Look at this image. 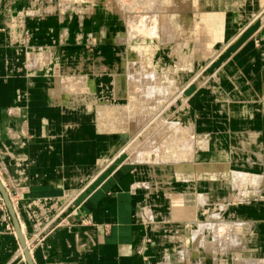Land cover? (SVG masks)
Instances as JSON below:
<instances>
[{
    "label": "crops",
    "instance_id": "crops-1",
    "mask_svg": "<svg viewBox=\"0 0 264 264\" xmlns=\"http://www.w3.org/2000/svg\"><path fill=\"white\" fill-rule=\"evenodd\" d=\"M30 1L0 0V179L34 263L264 261V0L202 7V42L181 48L194 54L192 68L189 61L186 68L178 65L176 40L157 37L153 44L152 64L175 76L173 119L191 129L180 137L207 140L194 161L175 164L128 159L122 150L127 114V121L113 123L106 112L108 104L127 101L117 80L127 74L129 50L113 43L95 47L108 70L94 76L95 62L84 60L91 52L80 46L88 38L81 18L65 24L56 16H32L25 13ZM133 67L148 68L138 58ZM66 72L72 79L59 78ZM235 171L260 181L240 194L231 180ZM211 208L233 217H220V232L241 242L232 237L227 249L206 228L205 244L194 245L204 223L194 219ZM163 229L180 234L164 237ZM0 264H28L1 192Z\"/></svg>",
    "mask_w": 264,
    "mask_h": 264
},
{
    "label": "rangeland",
    "instance_id": "rangeland-1",
    "mask_svg": "<svg viewBox=\"0 0 264 264\" xmlns=\"http://www.w3.org/2000/svg\"><path fill=\"white\" fill-rule=\"evenodd\" d=\"M32 1L33 2L30 1L31 3H28V6H26L25 8V13L28 12V14H31L32 16H39V17L56 16L57 18L60 17L64 19L65 24H66L67 19L78 18V17L81 18L82 24H80V28L84 31L83 33H86L88 38L87 39L81 38L80 46L91 52L90 53L91 56L84 60L85 61L92 60L95 62L91 64L92 66L91 73L94 76H101L104 70H108V69H104V67L102 66L103 59L100 58L101 54L100 53L97 55L93 54L95 47L102 49L104 48L106 43L107 44L113 43L114 45H117L119 49L122 46V47H125L126 50H129V57L130 59H132L130 61L131 63L130 66L128 65L129 72H127L128 75H131V82L128 88L129 92L125 89L126 74L125 76L124 75L122 76L123 83L120 78L117 80V83L120 87L118 88L120 90H123V94L127 96V101L124 100L125 103L116 104V105L108 104L109 107L106 109V112L108 116L110 117V119L113 120V123H116L117 121H122V119H124V117L126 116V114H128L129 111H132L133 115L135 114V116L132 118L133 119L135 118V121L137 120L136 121L138 125L136 128L137 130L135 133L128 135L129 139L128 141L125 142V146L122 149L128 152L129 154L128 159H131V156L134 157L136 155V154L134 155V153H135V150L136 152H138L137 150L138 148H141L139 149V151L141 150L140 152H144L146 150H149V148L151 147L149 152L152 151L151 153H153L154 155L149 154L147 155L148 158L145 157V158L139 159L142 161L138 163H145V162L174 163V160H172V157L174 155L171 156V154H169V151H174V148H176L173 142L174 136H172L171 138V135H170L172 131H170V133L169 132L166 133L165 135L163 134L164 136H162V132L160 131L164 128L165 125L168 126L169 123L172 124V122H176V121L179 122L180 125L183 127L181 131H183L184 129V132H187L191 129L189 127H186L184 124H182L180 120L173 119V116H172V109L170 107L172 106V104L174 103L177 97V94L176 95L174 94L177 91L176 89H171L170 91L166 90L169 82L171 81V79H169L167 75L172 74V70L171 71L168 69L158 70L157 72L154 70V73H156L158 76H161L163 78L164 81L163 80L161 81L166 83V85L164 83L162 84L164 86V91L161 93V98L162 99L164 98L162 107L163 108L168 107L165 113L159 114L157 113L158 111L146 112L141 107L142 105H144L142 96L139 95L140 98L137 96V94L140 93L141 91L139 84L142 83V81H140V83L138 82L139 84H136L137 82L135 83L136 81L135 78L137 74H139L138 77L140 78L141 76H147L148 75L147 72L152 71L150 69L153 67V64H152L153 56L152 55L154 53H146L142 56V53L138 51V55H137V57H139L138 59H141V62H143L144 66H148V68L146 67L147 69L145 71H143L142 69L139 71L137 70V68H135L136 66L133 67L137 59V58L136 59L134 58L136 57L134 55L137 53V50L149 51L151 49L150 46L154 48L153 44L158 45V42H159L158 38H160L161 40H164L163 42L165 43L167 42V44L171 40H176L175 44L178 49L176 48L174 51L181 53L182 55L181 59L185 61V63L180 61L181 63L179 62L178 65L180 66L181 64L183 68V66L187 65L189 61L188 67L192 68L193 65H192V60L190 61V58L192 59L194 57V54L191 56H188L187 54H184L181 52V48L185 46L186 47L190 46V43L191 44L194 43L195 45L196 42H198V40L202 42V39L200 38V36L201 34H203L205 29L202 28L201 26L202 21L201 19H199L201 15L200 9L202 7L207 8V7H211L214 5L216 6L218 0H192L193 4L192 3H191L192 5L190 4L191 5L190 9H192L193 11L192 10L190 11L191 12L190 15H193L192 12H195V13L197 12L198 18H195L193 20V27L188 26L189 28L188 27L185 28L184 25L186 23L181 19L183 14H185L182 11L184 6L182 7L175 6L176 8L175 7L173 8L172 4H174L173 3L174 0H32ZM245 1L246 0H235V2L239 4L240 3L243 4ZM247 1L250 2V0H247ZM254 1H259V0H254ZM174 2L176 3V1ZM182 2H185V0L184 1L182 0ZM212 2H215L214 5H212ZM175 14H177L178 17L180 18L178 19L176 23H175L176 21ZM95 17H96V21L94 25L92 26V22L88 23V20L91 21L92 19L94 21ZM190 21H191V16H190ZM188 24L191 25V23H188ZM89 27L93 28V30L89 32L85 31V29ZM191 27L193 30H191ZM105 33H107L106 36L108 37H105L104 35ZM124 53L123 52L120 53V56H122V58L119 57V61L120 60L122 62L125 61ZM184 68H186V66ZM88 72H89L88 70H85L86 75L88 74ZM76 73L79 74L80 72H76ZM85 73L81 72L80 74L82 75ZM113 73H116V72L114 71ZM62 77L64 78L70 77L72 79L71 73H67V72L66 74L62 73L61 77L59 78L62 79ZM87 78H89V76ZM143 82L148 85H150V83L154 84L151 81L150 82L143 81ZM171 82H173V80ZM173 84H176V83L174 82ZM90 89L91 88H89L88 90ZM119 89H118V92H119ZM133 95L138 97V98L136 97L137 100H139L138 105H135L132 108H127V106L131 104L130 103L131 101H134L135 103V99H132ZM170 102L171 104L169 105ZM140 103H142V105ZM127 110L128 112L126 113ZM166 118L167 120H165ZM104 123H106L107 127L112 129L113 131L120 132V129L116 127V124L113 125L111 123L110 125L109 124L110 121H106ZM158 123L160 125L162 124L161 125L163 127L162 129ZM177 132L178 133H176V135H181L179 133V129ZM195 135L196 134L194 133L191 134V136L193 137V141H194L192 143L193 144L192 148H194L193 149L194 153H195V148H196L195 146L196 144H198L196 138L194 137ZM140 144H143V145L140 146ZM203 145H206V142H204ZM187 146L185 148H182L183 151L182 150H179V151H181V153L182 152L184 153V151L186 152V149H188ZM188 147L190 148L191 146H188ZM197 149L200 150V148H197ZM157 151L159 152L157 153L158 159H157V154H156ZM131 152H133V155ZM164 153L167 154L168 156H171L170 157L171 159L168 157H167L168 159H166L167 155H165ZM160 154L163 156L165 155L164 158ZM172 154H175V153H172ZM149 158H150V161H149ZM192 158L193 160H195L194 157ZM155 159H157L158 161H156ZM151 160H155V161H151ZM179 161L180 162L188 161V159H186V157L184 156L178 159L176 163H178ZM231 180H232V175H231ZM236 188L240 189L241 191L240 194L246 193L247 195V192L244 191L245 188L247 189V187L241 186V188L240 187H236ZM246 195L241 196V197L245 198ZM218 206L220 207L219 204L217 205V207ZM143 211H145V209H143ZM217 211H220V210H217ZM215 214H216V210L214 211V209L211 208L205 215L196 216L194 221L200 222V223L201 222H204V223H210V222L216 223L217 222V224L219 223L221 224V222L218 221L220 217L224 221H230L231 219H233V217H227L225 214H220L221 216L218 214V217H217V214L216 215ZM156 221L158 222V220ZM223 225L224 223H222L220 227ZM209 230L212 231L213 237L215 233L220 232V228L219 229L216 228L212 230L209 229ZM162 232H163L162 235L164 237H169L170 235L178 236L180 234V232H177V233L173 232L172 234L171 232H169L168 229L166 230L163 229ZM203 233L206 235V230H203ZM223 237H224V242L226 241L225 243L227 245L225 246L227 249L230 247L229 246L230 243H232L231 241L232 237H235L234 242L236 243L241 242L238 235H235V234H231V235L229 234L228 236L223 235ZM246 264H264V261H253V262L249 261V263H246Z\"/></svg>",
    "mask_w": 264,
    "mask_h": 264
},
{
    "label": "bare ground",
    "instance_id": "bare-ground-1",
    "mask_svg": "<svg viewBox=\"0 0 264 264\" xmlns=\"http://www.w3.org/2000/svg\"><path fill=\"white\" fill-rule=\"evenodd\" d=\"M174 1H176V3L174 2ZM173 1V3L174 4H172L173 5V8L176 6H179V7H182V6H184V10L182 9V11L185 13V14H183V16L181 17V19L186 23L184 26H185V28L186 27H190V26H192L193 27V20L195 19V18H198V14H197V12L195 13V12H192L193 13V15H190L191 14V10L192 9H190L191 8V5L193 4L192 3V0H185V2H182V0H174ZM184 1V0H183ZM192 3V4H191ZM191 4V5H190ZM175 7V8H176ZM194 7V6H193ZM177 10H178V8H177ZM190 13H189V12ZM193 11V10H192ZM183 12H181V13H183ZM181 15V14H180ZM175 16H176V21H175V23L178 21V19H180L179 17H178V15L177 14H175ZM190 16H191V21H190ZM181 21V20H180ZM188 23H191V25H189ZM188 27V28H189ZM192 27H191V30H193L192 29ZM166 44H167V42H166ZM150 50L149 51H145V50H142V51H140V50H137V51H139L140 53H142V56L144 55V54H146V53H154L155 52V49L154 48H152V46H150ZM137 58H139V57H137ZM185 58V57H184ZM136 59V58H135ZM181 62H183V63H185V61H183L182 59H181ZM130 62H129V66H130ZM129 66H127V72H129ZM186 66V65H185ZM185 66H183V67H185ZM158 67L157 66H155V65H153V67L150 69V70H152L151 72H147V76H141L140 78L138 77L139 76V74H137L136 75V81H135V83L136 84H139L140 83V81H142V83H140L139 84V87H140V93H138L137 94V96L139 97V95L140 96H142V98H143V104L144 105H142V103H140L142 106V109L144 110V111H146V112H151V111H158L157 113H159V114H162V113H165V111H166V109L168 108V107H166V108H163L162 107V104H163V100H164V98L162 99L161 98V93L164 91V86L162 85L163 83L166 85V83L165 82H163L164 80H163V78L161 77V76H158L156 73H154V70L157 72L158 71V69H157ZM161 70V69H160ZM141 75V74H140ZM130 77V78H129ZM167 77L169 78V79H171V81L173 80V82H169V84H168V87H167V89L166 90H171V89H176V84H173L174 82H175V80H174V75H173V73L172 74H169V75H167ZM126 78H127V83H125V87H127V91L129 92V85H130V82H131V75H128V74H126ZM168 79V80H169ZM161 80H163V81H161ZM143 81H147V82H152V83H154V84H151L150 83V85H148V84H146V83H144ZM139 82V83H138ZM199 85H201V84H199ZM177 93V92H176ZM181 93V92H180ZM129 95H131V94H129ZM137 96H135V95H133V98L132 99H135V103H134V101H131L130 103V105L128 106V108H132V107H134L135 105H138V102H139V100H137ZM137 97V98H136ZM176 97V96H175ZM130 98V99H131ZM140 98V97H139ZM161 98V99H160ZM139 104V105H140ZM168 104V103H167ZM171 104V102L169 103V105ZM135 116V114L133 115V113L132 112H130V113H128L127 114V117H128V125L127 124H125V125H127V133L128 134H133V133H135L136 132V128H137V123H136V121H135V118L133 119L132 117H134ZM126 117V116H125ZM127 117H126V121H127ZM139 117V116H138ZM145 118V117H144ZM132 119V120H131ZM136 119H137V117H136ZM139 119V118H138ZM125 120V119H124ZM165 120H167V118L165 119ZM122 122V121H121ZM164 122V121H163ZM125 123V122H124ZM159 124V123H158ZM176 122H172V124L171 123H169V125L168 126H164V128L160 125V127H161V131L160 132H162V136H163V134L165 135L167 132H170L171 130H175V132H173L171 135H173L174 136V144H175V147L176 148H174V151H170L169 152V154H171V156L172 155H174L173 157H172V160H174V161H176V160H178V159H180V158H182L183 156L182 155H184L185 154V157L187 158V159H190V160H193V158L192 157H194V158H196V155H197V152H198V149L197 148H202V147H204L205 145H203V143H204V141L206 142V144H207V140H204V139H201V137H199V136H196L195 138H196V140H197V143L198 144H196V148H195V153H194V148H192V143L194 142L193 141V138H190V137H180V135H176V133H178L177 131H178V129H179V133L180 134H184L185 132H184V129H183V131H181L182 130V126L181 125H177L176 126ZM159 127V128H160ZM158 128V129H159ZM157 129V130H158ZM126 130V129H125ZM181 131V132H180ZM179 138V139H178ZM153 139V138H152ZM155 139V138H154ZM203 141V142H202ZM131 143V142H130ZM173 144V143H172ZM209 144V143H208ZM143 144H140V146H142ZM191 146L190 148L188 147V146ZM140 146H138V147H140ZM150 146V145H149ZM173 146V145H172ZM187 146V148L188 149H186V152L184 151V153L182 152L181 153V151H179V150H182V148H185ZM129 147V146H128ZM144 147H145V145H144ZM143 147V148H144ZM148 147V146H147ZM149 148V147H148ZM151 148V147H150ZM150 148H149V150H146V151H144V152H140L139 151V149H141V148H136L137 150H138V152H136V150H135V153H134V157H132L131 156V159L130 160H132V161H142V160H139V159H142V158H145V157H147V155H149V154H152V155H154L153 153H151V152H149L150 151ZM209 148V147H208ZM157 150V149H156ZM206 150V149H205ZM183 151V150H182ZM147 152H149V153H147ZM132 153V155H133V152H131ZM157 153H159L158 151L156 152V154ZM166 153V152H165ZM164 153V154H165ZM172 153H175V154H172ZM155 154V155H156ZM161 155V154H160ZM159 155V156H160ZM165 155H167V154H165ZM164 155V156H165ZM163 158H164V156L163 155H161ZM171 156H166V159H168V158H170ZM168 157V158H167ZM148 158V157H147ZM152 159H153V157H152ZM157 159H158V154H157ZM157 159H155L156 161H158ZM161 159V158H160ZM171 159V158H170ZM155 160H151V161H155ZM144 161V160H143ZM149 161H150V158H149ZM160 161V160H159ZM162 161V160H161ZM194 161V160H193ZM232 181H233V184H234V186H235V188L236 187H240L241 188V186H243V187H246V185H248V184H253V185H256L257 183H259V181H260V176H255V175H252L251 173H246V172H242V171H235L234 173H233V176H232ZM241 196H244V195H241ZM217 214V213H216ZM215 214V215H216ZM214 216V215H213ZM216 217V216H215ZM217 217H218V214H217ZM213 219V218H212ZM211 219V220H212ZM220 224V223H219ZM217 224V222L215 223H202L201 225H199V230H197V232H196V234H194L193 235V237H194V245H198V246H200V245H202V244H205V242L203 243L202 242V237H205L204 235V233H203V230H205L206 228H210L211 230L212 229H219V228H221L220 227V225L222 224ZM214 239H215V242L217 243V242H220L222 239H224L223 238V235L220 233V232H218V233H215V235H214ZM204 241H205V239H204ZM221 248H225L224 246H220ZM237 258V257H236ZM233 264H237V262L236 263H233ZM239 264V263H238ZM241 264V263H240Z\"/></svg>",
    "mask_w": 264,
    "mask_h": 264
},
{
    "label": "water",
    "instance_id": "water-1",
    "mask_svg": "<svg viewBox=\"0 0 264 264\" xmlns=\"http://www.w3.org/2000/svg\"><path fill=\"white\" fill-rule=\"evenodd\" d=\"M0 192L2 194V197L5 201V204L11 214V217L13 219L14 222V226H15V230L16 233L19 237V240L21 242L22 248H23V252L26 258V261L28 262V264H35L34 260H33V256H32V252L31 249L28 245L27 239L25 237V234L20 226V222L18 220L17 214H16V210L14 207V203L12 201V198L10 196V192L9 190L5 187L4 183L2 182V180L0 179Z\"/></svg>",
    "mask_w": 264,
    "mask_h": 264
}]
</instances>
